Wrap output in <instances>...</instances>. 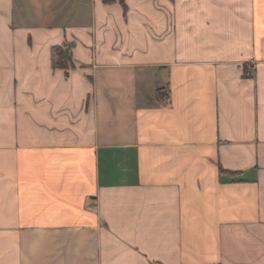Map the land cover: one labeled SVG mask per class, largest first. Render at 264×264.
I'll use <instances>...</instances> for the list:
<instances>
[{
  "label": "crops",
  "instance_id": "1",
  "mask_svg": "<svg viewBox=\"0 0 264 264\" xmlns=\"http://www.w3.org/2000/svg\"><path fill=\"white\" fill-rule=\"evenodd\" d=\"M0 264H264V0H0Z\"/></svg>",
  "mask_w": 264,
  "mask_h": 264
},
{
  "label": "trees",
  "instance_id": "2",
  "mask_svg": "<svg viewBox=\"0 0 264 264\" xmlns=\"http://www.w3.org/2000/svg\"><path fill=\"white\" fill-rule=\"evenodd\" d=\"M111 2L112 0H105ZM72 43L65 42L54 48V52L57 55V63L62 68H67L71 64V51Z\"/></svg>",
  "mask_w": 264,
  "mask_h": 264
}]
</instances>
